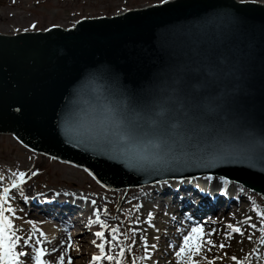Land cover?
Returning <instances> with one entry per match:
<instances>
[{
	"label": "water",
	"instance_id": "obj_1",
	"mask_svg": "<svg viewBox=\"0 0 264 264\" xmlns=\"http://www.w3.org/2000/svg\"><path fill=\"white\" fill-rule=\"evenodd\" d=\"M175 3L165 12L83 20L70 30L0 34V132L84 165L111 186L211 172L242 177L237 180L264 193V163L246 158L264 150V24L258 15L230 24L224 0ZM209 55L223 69L214 93L219 100L209 107L226 119L211 142L185 141L182 159L190 163L137 162L141 142L126 149L105 142L109 124L102 121L119 118L109 112L118 101L172 95L183 88L172 69L202 68Z\"/></svg>",
	"mask_w": 264,
	"mask_h": 264
},
{
	"label": "snow or ice",
	"instance_id": "obj_2",
	"mask_svg": "<svg viewBox=\"0 0 264 264\" xmlns=\"http://www.w3.org/2000/svg\"><path fill=\"white\" fill-rule=\"evenodd\" d=\"M223 6L230 10V12L225 14L230 24L238 21L255 20L257 15L260 22L264 24V0H224ZM149 7L153 11L165 12L176 8L177 4L174 0H156V3L149 5ZM31 27L35 29L36 25L33 24ZM27 30L24 29V31ZM222 71V67L216 64L213 57L209 55L206 56L205 64L202 68L194 69L190 64L183 63L172 69L173 81L183 84L182 89H173L172 95L160 96L156 93H149L145 98L138 101H118L109 109V112L116 114L119 118L109 122L108 117L105 116L104 121H102L109 124L108 134L104 137L105 142L108 145L113 143L120 144L124 149L129 144L141 142V153L135 157L137 162L150 160L152 163L160 165L190 163L191 161L182 159L188 146L185 141L197 144L205 141L211 142L216 134V125L226 119L222 112L214 111L209 107L219 100V97L214 95V93ZM193 80H199L200 83L194 85L192 83ZM119 95H123V93ZM16 111L19 112L20 109L18 108ZM233 134H239V130L234 129ZM246 158H256L259 162L264 163V150L259 154H254V157ZM199 162H205L204 155L199 157ZM225 162H231L227 155L225 156ZM85 171H88V169H85ZM35 174L33 173V175ZM254 175L253 173H248L250 177ZM25 176V172H19L21 183L25 182ZM241 178L237 177L236 179ZM3 179V177H0V181ZM185 179H194V177H185ZM208 179H212V177L210 176ZM219 179L224 184L230 183L224 176L219 177ZM261 179H264V177H261ZM157 183L166 185L169 181H157ZM245 183H247V180H245ZM17 187L19 185L16 183L12 184V189ZM9 192V188H4L3 195L0 196V262L2 264H30L32 260L31 253L18 250L17 242L22 244L24 241L17 234L13 219L5 215L6 211L13 214L16 211L8 204ZM59 195L60 193H57V196ZM64 195L70 196L75 195V193H64ZM82 199H87V197ZM91 203L96 204V201L92 200ZM98 211L99 209H97V213ZM148 215L151 216L152 214L148 213ZM261 217L264 220V213L261 214ZM251 219V217H246V220ZM28 223L34 224L35 222L28 221ZM88 223L89 225L95 223L107 227L98 214L94 221L90 219ZM251 227L255 229L257 225L252 223ZM225 228L231 230L224 232L225 238H230L232 233H237L241 236L245 234L240 226H234L232 223H228ZM111 231L113 234L112 239L115 240V234L119 229L112 228ZM217 231L216 228H212L210 232L205 233L204 224L192 227L191 231L183 236V245L179 246L175 256L180 259L182 264L185 260H187V264H198L191 257L201 254L203 246H208L207 250L211 251V247L215 245L210 237ZM201 234L206 238L202 240ZM40 235L43 236L44 233L40 232ZM95 236L100 238L102 242L91 241L98 249V254H94L91 257L93 264H103L104 261L111 262V264H124V248H120L119 256L108 253L105 250L104 231H96ZM29 239L31 238L29 237ZM68 239L71 240L70 233ZM156 239L158 240L159 237H156ZM248 239L251 240L252 237L249 236ZM49 243H53V241H49ZM71 247L72 245L68 244V248L71 249ZM152 247L155 248V245H152ZM219 247L223 249L225 244L221 242ZM57 251L56 247L51 249V253ZM128 251H131V245H129ZM186 253L189 254L187 257ZM49 254L43 247L37 248L34 257L35 264H55L53 261L44 259ZM147 259H151V256H148ZM232 259L234 261L237 260L235 256ZM58 264H65L64 255L58 257ZM67 264H72L71 255L67 256ZM131 264H135V261H131ZM209 264H213V262L210 261ZM239 264H243V261L239 262Z\"/></svg>",
	"mask_w": 264,
	"mask_h": 264
},
{
	"label": "rangeland",
	"instance_id": "obj_3",
	"mask_svg": "<svg viewBox=\"0 0 264 264\" xmlns=\"http://www.w3.org/2000/svg\"><path fill=\"white\" fill-rule=\"evenodd\" d=\"M154 3H156V0H0V31L14 33L24 29H45L52 24L67 27L82 17L117 14L128 9L141 8ZM33 24L36 25L35 29L31 27ZM38 169H41L42 172L39 175H33ZM22 170L28 172L31 180L36 177L35 181L39 184H26L24 186L26 188L41 187L42 189H48V185L64 186V189L67 191H74L76 193L79 190V192H85V197L96 201V211L97 209L101 210V219L107 227L95 223L91 224V238L88 239L87 244V251L90 254L85 259L81 253L82 250L79 252L76 249L73 253L75 264H93L91 257L94 254H98V249L91 241L102 242L100 238L95 236L96 231H104L105 233L106 252L119 256L120 248H124V261L130 264L131 254L128 248L129 245H134V238L130 229L133 226L134 219H137L136 217L138 216V214L133 213L134 208L131 206V201L134 197L141 198L142 191L137 190V188L118 190L102 186L85 170L50 159L42 154L33 153L22 146L12 135L0 134V172L1 174H5V182L11 181L15 174L19 175V172ZM25 178L27 177L25 176ZM79 188L88 191H83ZM129 190H133V192ZM247 192L249 195L245 198L246 200H250L248 208L261 210L257 203L264 201L262 197L256 194H253L252 197V194L248 190ZM0 196H2L1 191ZM249 196H251V199ZM8 204L12 207L13 205H17L18 210L13 207L16 210L14 214L6 211L5 215L13 219L17 234L21 240L24 241L28 237H33L36 240L43 237L48 240L49 235L44 237L40 235V232L50 229L53 225L50 221L43 223L42 219L37 220L36 213H32L34 215L27 220H21L20 215L22 212L27 215L25 211L19 210L22 206L11 198H9ZM141 205V201L136 204V206ZM91 220L94 221L95 218L91 217ZM28 221H34L35 223L29 224ZM148 222L151 223L152 221L148 220ZM39 227H42L43 230H39ZM112 228L119 229L115 234V240L112 239ZM45 233L47 234V232ZM163 234H166V232L164 231ZM83 239L85 238L81 237L80 241ZM161 242L165 243V238H161ZM18 244L21 243L17 242ZM18 250L27 249L23 246ZM160 253V255L164 254V250L160 251ZM155 258L161 259L158 256ZM150 261L152 264H155L157 260L153 261L151 258ZM103 264H111V262L104 261ZM124 264L126 263L124 262Z\"/></svg>",
	"mask_w": 264,
	"mask_h": 264
},
{
	"label": "bare ground",
	"instance_id": "obj_4",
	"mask_svg": "<svg viewBox=\"0 0 264 264\" xmlns=\"http://www.w3.org/2000/svg\"><path fill=\"white\" fill-rule=\"evenodd\" d=\"M143 187L149 188L151 186H143ZM70 199L75 201L72 198ZM135 200H140V198H133L132 204H134ZM60 201L61 200H59V202ZM172 201L174 203L175 198L174 199L172 198ZM30 203L33 204L35 202L31 201ZM219 203H220V200L218 203L213 205L212 209L216 208L219 205ZM39 205L41 206V204ZM241 205L242 203L239 204L238 206H241ZM140 211H141L140 218L137 221H135L136 229L134 230V232L136 236L135 238L136 243L134 246L131 247V254L134 258L133 260L135 261V264H150L149 259H147L148 254L152 252L153 254L159 255V245H162V244H160L161 242L160 239L158 240L156 239V237H158L156 233L146 230L147 223L144 221V217L146 215L148 216V213L153 214L154 211H150L147 208L145 209L142 208L140 209ZM203 212H204L203 214H205L208 217V220L212 223V224L204 226V232L207 233L213 227L214 220L219 219V217H218V214L214 215L212 214V212H209V211L208 212L203 211ZM234 213H235L234 207L232 205L228 206L226 215L232 219L235 217ZM262 213H264V210ZM156 214L161 217H166L163 221V225L162 223H160L161 226H158L157 230H160L161 227L166 228L167 226L171 227L173 224H176V222H173V220H170V218L168 217L171 214L170 211L163 210L162 208H157ZM22 217L24 218L25 215H22ZM242 220H245V218L238 219L237 222L240 225H242ZM261 222H264V220H262V217H258L252 220L249 227H245L246 223H243V227L241 228L245 234L244 236H241L239 239L234 234H232L230 238H225L224 232L227 231V229H224L223 231H221V233H218V236L225 238V241H224L225 247L223 249L218 248V247L215 248L214 246V247H211V251H208L207 250L208 246H203L201 249V254L192 256V258L195 261H197L198 264H209L210 261L213 262V264H239V262L241 261H243V264H262L261 262L264 261V243H262V241H264V230H262L264 229V223H261ZM252 223H255L257 225L255 229L251 227ZM198 225H195L193 224V222H191L190 225H188L185 229L180 230L181 237L178 240L179 244L176 246L174 245L172 250L171 249L169 251L166 250L165 252L166 253L165 255L171 258L168 261L163 260L164 263L160 262V264H180L181 263L180 259L175 256V253L176 251L179 250V246L183 245V236L187 235L191 231L192 227H195ZM215 225L223 226L222 224H215ZM178 227L179 225H173L172 231L175 233ZM249 236L252 237L251 240L248 239ZM164 237L166 240H168V237L166 236ZM205 238L206 237H204L203 234H201V239L203 240ZM155 244H157L158 247L154 249L152 245H155ZM53 247H56L58 251L55 253H50L46 257L47 260L53 261L55 262V264H58V257L60 255H64L65 264H67L68 252H67L66 246L63 243L62 239L59 240L56 245H52L50 247V251ZM168 253H171V254L169 255ZM204 254H211V256L208 259L207 258L204 259ZM188 255L189 254L186 253V257ZM233 256H235L237 260L234 261L232 259Z\"/></svg>",
	"mask_w": 264,
	"mask_h": 264
}]
</instances>
